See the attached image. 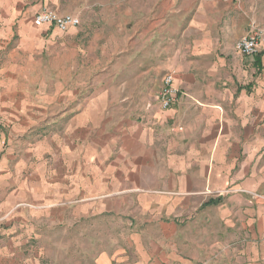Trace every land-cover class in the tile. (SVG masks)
I'll return each instance as SVG.
<instances>
[{"label":"crops","instance_id":"0c3cea01","mask_svg":"<svg viewBox=\"0 0 264 264\" xmlns=\"http://www.w3.org/2000/svg\"><path fill=\"white\" fill-rule=\"evenodd\" d=\"M123 1L0 0V44L16 36L7 60L35 76L43 50L77 44L91 14H117L122 31L138 12ZM164 2L151 4L162 17L148 29L174 78L171 108L157 94L140 121L124 111L127 98L109 111L108 85L43 118L33 104V145L12 167L0 134V264H264V201L251 196L264 197V14L246 0ZM42 9L80 25L37 28ZM254 32L261 52L241 55L236 43ZM21 203L30 214L9 216Z\"/></svg>","mask_w":264,"mask_h":264},{"label":"rangeland","instance_id":"374dc122","mask_svg":"<svg viewBox=\"0 0 264 264\" xmlns=\"http://www.w3.org/2000/svg\"><path fill=\"white\" fill-rule=\"evenodd\" d=\"M96 1L105 7L116 4L115 0ZM164 1H123V4L136 5L138 12L133 13L132 16L126 14L125 21H122V31L115 26V23L118 24L117 14H91L85 30L74 35L77 38V44L43 50V56L39 59L42 68L35 70L32 68L31 72H35L36 75L26 79L23 77L26 62L17 58L7 60V54L16 48L17 37L11 38L10 44L7 43L4 46L0 44V48H3L0 49V134L4 135L3 147L10 152L11 167L25 157L27 153L25 144L30 142L33 145L28 138L33 137L36 131L32 129L30 135L26 133L33 126L28 124L29 118L33 121L35 116L33 104L43 108L40 114L43 118L56 112L55 108L61 109L67 102L80 101L82 95L87 94L85 90L89 92L91 100L99 97L102 95L99 86L108 85L110 87L108 100H114L112 102L114 108L109 111H119L118 101L125 98L128 100L125 101L124 111L139 121L150 111L155 110L157 106L155 98L163 86L164 78L171 73L161 70V44L160 42L151 44L148 27L151 20L162 17L161 8L156 10L154 7V10L150 11L151 4L161 6L165 3ZM246 1L258 5L264 14V0ZM103 17H106L104 22ZM135 22L137 23L136 38L130 39L135 30L126 27L131 24L133 28ZM124 24H126L125 28ZM170 54L175 55V50ZM152 60H156L155 63ZM149 67L158 69L160 72L143 73ZM56 85L64 86V91L55 93L53 90ZM24 107H27L25 116L21 113ZM37 129L42 138L45 135L42 133L45 129ZM32 207L33 204H18L11 209L9 216H16V213L22 210L29 215V212L33 210Z\"/></svg>","mask_w":264,"mask_h":264},{"label":"built area","instance_id":"2783aa9c","mask_svg":"<svg viewBox=\"0 0 264 264\" xmlns=\"http://www.w3.org/2000/svg\"><path fill=\"white\" fill-rule=\"evenodd\" d=\"M33 25L37 28L43 26H52L60 33H67L71 29L77 28L80 25V20L73 15H59L51 10H40L33 19ZM259 32L251 33L240 40L235 45L237 52L243 56H254L261 52ZM264 53V50H263ZM174 78L170 74L163 80V86L160 89L158 98L159 105L162 110L171 108L178 100V92L174 87ZM252 198L264 201L263 196L251 194Z\"/></svg>","mask_w":264,"mask_h":264}]
</instances>
